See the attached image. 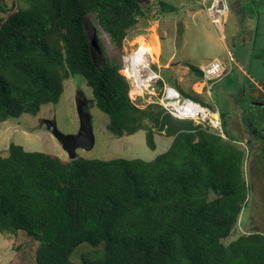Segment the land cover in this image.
I'll list each match as a JSON object with an SVG mask.
<instances>
[{
	"label": "trees",
	"instance_id": "obj_1",
	"mask_svg": "<svg viewBox=\"0 0 264 264\" xmlns=\"http://www.w3.org/2000/svg\"><path fill=\"white\" fill-rule=\"evenodd\" d=\"M148 6L149 0H14L0 7V122L55 105L65 81L79 76L113 136L142 130L150 149L156 133L171 138L150 161L68 160L10 144L0 155V234L23 232L35 241L36 264H72L81 246L95 249L81 255V264H264L263 233L224 243L246 199L244 151L192 121L155 113L156 105L139 107L118 62L104 57L86 27L95 15L122 49L128 33L148 20ZM159 6L163 14L178 10Z\"/></svg>",
	"mask_w": 264,
	"mask_h": 264
},
{
	"label": "rangeland",
	"instance_id": "obj_2",
	"mask_svg": "<svg viewBox=\"0 0 264 264\" xmlns=\"http://www.w3.org/2000/svg\"><path fill=\"white\" fill-rule=\"evenodd\" d=\"M13 1L0 0V7L7 8ZM160 1L177 7V12L161 13ZM180 4L186 5L184 9ZM188 6L193 11L187 12ZM148 7V20L140 21L128 33L122 49L116 47L101 30L95 15L87 18L86 27L88 30L93 27L101 41L103 55L110 61L118 62L123 52H133L143 45L151 52L153 71L161 76L163 82L176 79L178 90L199 95L201 104L217 109L222 116L226 139L240 142L241 138L233 131L232 123L240 118L241 113L243 118L249 115L243 110L249 109L251 94L257 95V106L253 107L264 112V0H149ZM212 60L225 62L226 73H221L218 80L202 88L198 74L191 72L188 66L199 69ZM92 97L91 89L79 76L68 79L55 105L42 106L35 116L24 114L17 119L0 122V155H6L9 145L15 144L25 151L44 152L67 159L60 142L49 133L45 123L54 121L60 133L77 135L80 125L78 99L86 102L85 110L90 116L94 134L93 148L89 151L77 149L78 157L150 161L168 149L171 138L163 133L154 135L155 149L147 146L142 130L130 136H113L107 130L108 115L91 103ZM140 99L135 103L145 107L143 99ZM244 154L246 201L237 227L224 241L225 244L241 234H264V199L261 197L264 177L249 170L251 153L244 149ZM36 246L37 243L23 232L0 234V264H36ZM93 250L88 246L76 249L72 264H81V255Z\"/></svg>",
	"mask_w": 264,
	"mask_h": 264
},
{
	"label": "built area",
	"instance_id": "obj_3",
	"mask_svg": "<svg viewBox=\"0 0 264 264\" xmlns=\"http://www.w3.org/2000/svg\"><path fill=\"white\" fill-rule=\"evenodd\" d=\"M151 57L147 48L142 45L133 52H123L118 59L120 73L130 84L131 100L135 102L142 98L146 105H158L160 110L174 119L192 121L195 125L225 138L218 110L184 96L174 86L164 83L161 76L153 71ZM199 70L201 72L199 83L204 88L207 83L211 85L221 73H224V66L215 60L201 66Z\"/></svg>",
	"mask_w": 264,
	"mask_h": 264
},
{
	"label": "flooded vegetation",
	"instance_id": "obj_4",
	"mask_svg": "<svg viewBox=\"0 0 264 264\" xmlns=\"http://www.w3.org/2000/svg\"><path fill=\"white\" fill-rule=\"evenodd\" d=\"M251 97L252 99L248 103L249 109L243 110V112L249 114L247 118H243V113H241L239 114V119L235 120L237 116L233 119L235 121L232 123V129L241 138V141L232 142V144L238 146L243 151L244 149L249 150L252 157L249 162V170L264 177V112H260L253 107L257 106V102L255 101L257 95L251 94ZM261 197L264 199V192Z\"/></svg>",
	"mask_w": 264,
	"mask_h": 264
},
{
	"label": "water",
	"instance_id": "obj_5",
	"mask_svg": "<svg viewBox=\"0 0 264 264\" xmlns=\"http://www.w3.org/2000/svg\"><path fill=\"white\" fill-rule=\"evenodd\" d=\"M86 102L77 100V112L79 116V131L77 135H64L60 133L54 121H46V128L51 133V135L60 142L62 149L66 153L68 160H74L76 155V150L81 149L84 151H89L94 146V134L93 128L90 120V116L85 110ZM160 110V107L156 105L155 113Z\"/></svg>",
	"mask_w": 264,
	"mask_h": 264
},
{
	"label": "crops",
	"instance_id": "obj_6",
	"mask_svg": "<svg viewBox=\"0 0 264 264\" xmlns=\"http://www.w3.org/2000/svg\"><path fill=\"white\" fill-rule=\"evenodd\" d=\"M180 6H181V9H184V7L186 6V5H182V4H180ZM186 11L187 12H191V11H193L192 10V7H190V6H188L187 8H186ZM165 32H166V34H168V32L165 30ZM148 39V38H147ZM155 41V40H154ZM159 42V41H158ZM160 45V44H159ZM159 55H160V53H159ZM212 61H215V60H212ZM216 61H219V60H216ZM211 62V61H210ZM222 64H223V66H224V68L226 69V67H225V65L226 64H224L225 62H223V61H220ZM201 67V66H200ZM224 69V73H226V70ZM219 79V78H218ZM217 79V80H218ZM168 82V83H167ZM166 83L167 84H170V85H172V86H174V84L176 85H178V83L176 82V79H169L168 81H167ZM196 84V83H195ZM175 88H177L176 86H174ZM178 89V88H177ZM182 94V93H181ZM183 95V94H182ZM199 96V95H198ZM188 97V96H187ZM139 99L140 98H138L137 100L139 101ZM141 100V99H140Z\"/></svg>",
	"mask_w": 264,
	"mask_h": 264
},
{
	"label": "bare ground",
	"instance_id": "obj_7",
	"mask_svg": "<svg viewBox=\"0 0 264 264\" xmlns=\"http://www.w3.org/2000/svg\"><path fill=\"white\" fill-rule=\"evenodd\" d=\"M149 54H151V52L148 50ZM152 55V54H151ZM153 61V56L151 57V62Z\"/></svg>",
	"mask_w": 264,
	"mask_h": 264
}]
</instances>
